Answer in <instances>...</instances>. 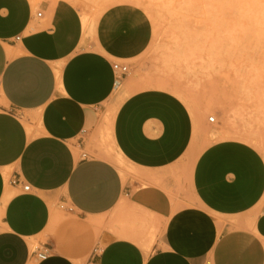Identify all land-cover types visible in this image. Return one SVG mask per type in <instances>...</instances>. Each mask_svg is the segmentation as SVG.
<instances>
[{
	"label": "crops",
	"instance_id": "1",
	"mask_svg": "<svg viewBox=\"0 0 264 264\" xmlns=\"http://www.w3.org/2000/svg\"><path fill=\"white\" fill-rule=\"evenodd\" d=\"M149 40L130 8L84 31L68 1L0 0V264H264L255 148L223 140L203 149L188 177L196 205L180 208L170 174L194 139L186 105L144 89L106 124L112 65L138 58ZM104 129L137 177L86 152Z\"/></svg>",
	"mask_w": 264,
	"mask_h": 264
},
{
	"label": "rangeland",
	"instance_id": "2",
	"mask_svg": "<svg viewBox=\"0 0 264 264\" xmlns=\"http://www.w3.org/2000/svg\"><path fill=\"white\" fill-rule=\"evenodd\" d=\"M65 1L79 10L84 31L115 7L135 10L146 20L149 44L138 58L116 61L129 70L104 105V115L130 94L154 88L174 94L198 117L192 145L170 174V197L180 208L196 205L189 171L207 146L237 140L264 159V0ZM156 82L165 87L148 85ZM105 133L86 152L112 163L126 179L137 177L136 170L117 159ZM52 208L63 215L60 205Z\"/></svg>",
	"mask_w": 264,
	"mask_h": 264
},
{
	"label": "built area",
	"instance_id": "3",
	"mask_svg": "<svg viewBox=\"0 0 264 264\" xmlns=\"http://www.w3.org/2000/svg\"><path fill=\"white\" fill-rule=\"evenodd\" d=\"M38 16H40V14H38ZM112 68H113L114 73L117 76L118 83H119V79L122 76H125L128 73V70H129L128 69V66H125V65H122V64H119V63H114L112 65ZM209 122H213V119L210 118V121ZM82 157L85 158L86 156L83 155ZM13 184H19V182L17 180H14L13 181ZM28 190H29V187L28 186H24L23 187V191L24 192H27ZM60 208L63 209L62 207H60Z\"/></svg>",
	"mask_w": 264,
	"mask_h": 264
},
{
	"label": "bare ground",
	"instance_id": "4",
	"mask_svg": "<svg viewBox=\"0 0 264 264\" xmlns=\"http://www.w3.org/2000/svg\"><path fill=\"white\" fill-rule=\"evenodd\" d=\"M86 27V23L84 22V28ZM150 87H159V88H162V87H165L163 84H161V83H159V82H156V83H149L148 84ZM118 87V86H117ZM145 87V86H144ZM115 110V109H114ZM114 110H112L107 116H106V118H105V121H106V124L107 125H109V123H110V119H111V116H112V114H113V112H114ZM192 117H193V119H194V122H195V125H197L198 124V122H199V119H198V117L195 115V114H193L192 115ZM211 119H213V118H211ZM208 121H210V118L208 119ZM213 121H214V119H213ZM236 136V135H235ZM232 137H234V136H232ZM244 140V139H243ZM112 147H113V145H112ZM114 149V148H113ZM114 152H115V155H116V157H117V159L118 160H120L121 162H124L125 164H126V162L123 160V158L120 156V154L114 149ZM135 171V170H134ZM122 176H124L123 174H122ZM125 177V176H124Z\"/></svg>",
	"mask_w": 264,
	"mask_h": 264
}]
</instances>
